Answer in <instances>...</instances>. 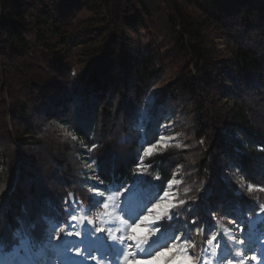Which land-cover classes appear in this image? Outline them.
<instances>
[{
  "label": "trees",
  "instance_id": "obj_1",
  "mask_svg": "<svg viewBox=\"0 0 264 264\" xmlns=\"http://www.w3.org/2000/svg\"><path fill=\"white\" fill-rule=\"evenodd\" d=\"M88 6L104 13L105 26L94 30L103 36L97 47L86 46V38L67 28ZM153 18L167 27L170 58L182 59L185 70L155 96L142 135L139 110L164 62L157 46L130 45L127 32L152 29ZM205 29L220 31L229 42V60L212 56L214 44ZM80 47L82 66L75 72L70 55ZM0 63L5 69L27 64L33 71L22 73L30 95L8 115L15 148L28 144L34 152L16 157L0 152L4 255L18 245L21 222L32 226L29 238L38 245L50 223L71 219L74 203L88 205L89 186L105 189L108 197L114 188L149 183L135 176L140 142H154L168 107L183 100L192 102L197 114L194 131L202 133L204 144L197 171L208 188L198 207L199 193L186 189L180 213L197 207V218L206 225L220 215L236 221L255 212L259 196L238 197L236 184L242 179L264 187V0H0ZM56 123L75 139L58 143ZM0 131V138L10 139L5 125ZM82 155L88 164L99 163L98 173L91 167L94 180ZM176 157L174 151L154 152L144 159L150 176L162 177L155 185L160 193ZM263 230L264 225L256 229Z\"/></svg>",
  "mask_w": 264,
  "mask_h": 264
},
{
  "label": "rangeland",
  "instance_id": "obj_2",
  "mask_svg": "<svg viewBox=\"0 0 264 264\" xmlns=\"http://www.w3.org/2000/svg\"><path fill=\"white\" fill-rule=\"evenodd\" d=\"M261 1L262 0H258V2ZM103 15L104 13L100 12L99 10L92 9L89 6L84 7L74 14V17L68 22L67 28L78 38H81L82 36L83 40L84 38H86V46L97 47L99 43H101L103 36L94 30L96 28H99L100 25L105 26V24L103 23L105 22L103 19ZM151 21V24L153 25L152 29H140L137 33H130L127 31L124 32L125 34L127 32L129 43H131L130 45L138 43L139 46H141V48H143L144 50H150L157 46L158 49L156 50H158V52L162 55L164 62L161 75L150 88L149 93L145 97L144 102L139 110L140 114L139 120L137 122V128L142 135V123H144L148 116L149 108L151 107L155 96L162 89L171 84V82L176 78L181 70H185V62L182 59L170 58V33L168 32L165 24H163V22L158 18H153ZM205 33L208 42L214 44V54H212V56L217 57L218 60H221V58L222 60H229L231 58L230 53L228 52L230 45L229 42L221 35L220 31L205 29ZM82 49L83 47L75 49L70 55L72 71L76 72L78 68H81L82 66L78 61V59L81 57L79 55V52ZM3 66L4 64L0 63V125L6 126L7 131H9L10 133V139L3 137L0 138V152H5L6 156L8 154H12L14 157H16L18 154L30 155L31 152H34V149H30V147L27 148L28 144L25 147H21V149L15 148V146L17 145L16 142L18 143V141L13 139L15 137L12 124L13 121L8 113L12 111L14 106L21 105L23 102H25L28 94L30 95L31 87L24 84L22 73L30 75L33 71L28 70L27 64L17 67L11 66L12 68L7 69H5L6 67ZM41 66H44L43 68H45V65ZM189 69L192 71L193 68L190 66ZM214 70H217V68H215ZM218 72L220 73V70H218ZM34 92H36L35 89ZM33 97L39 98L38 96ZM221 99L219 101H221ZM196 115L197 114H195L193 103L190 101L183 100L179 103L172 104V106L168 107L167 112H165V114L163 115V121L158 128V133L157 137H155V141L150 144L146 143V141L140 142L141 150L139 153L140 158H138L140 167L137 168L139 173H143V176H138L137 180L144 181V179L146 180L148 178L150 182L140 186L130 185L126 188L121 187L125 188V190L119 197L120 212L113 211V209L111 208H109L108 210L112 214L111 218L113 219L109 221L110 218L103 215L104 209L102 207V203L103 200L107 198L106 195H104L103 198L97 197V199L101 201V203L97 206L102 207V209L98 208L96 212H94V208L89 210L88 205L82 203H77L76 205L74 203L71 209V212L73 213L70 214L76 215L78 217L85 216L86 219L84 220L83 224L72 221L71 219L68 220L67 223H50L45 236H43L42 240L38 241V245H45L47 243L48 232L53 225H56V231H59L60 228H64L65 231L61 233V235L65 236L66 239L71 240H76L78 238L75 236L68 237L66 235L68 231H80L81 236L79 237V239H84V234L87 231L91 238L100 236V241L97 243H92L85 239L84 246L86 250L91 252L93 250L99 249L100 253L92 252L91 254H89L83 249V246H80L82 255L77 257L73 253V260L82 261L83 264H96V262L91 261L90 258V255H95L97 256L99 264H118L119 258L116 257V255H118L119 250L113 247L112 252H109L107 243H109L110 241L107 231L96 233V227H103L106 230L111 227L114 232H118L126 236L130 228L135 227V225L140 222L143 216L148 215V208H150L152 204L163 202L161 200V196L164 191L170 192L172 194L171 198L174 199L176 203H178L181 200L185 202L188 200V197L185 195L186 189H192L193 191L195 190L199 193L200 196L197 205L198 207L201 203L202 192L208 187L206 180L200 178L197 171L200 159L204 155V152L200 151V147L203 146L204 148V144L203 138L200 137V134L202 133L200 131H194V127L198 126ZM55 126L58 129L57 132L59 134V137L55 132L54 136H56L58 143L64 144L73 140V137L70 136V134L63 126L57 123L55 124ZM0 134H2L1 131ZM160 136L166 137L164 143L167 144V147L165 148L158 146L156 149H154L153 153H172L174 151V153L177 154L176 166L170 179H175L177 183L172 185L171 187H169L167 183L161 193L155 186L157 180H155L154 177L156 176L151 177V174L148 172L149 168L144 162V159L146 157H143V161L141 162V156L143 155L144 148L151 147L152 144H156ZM26 143H28V141ZM13 148L14 152L11 153ZM81 158H84L82 160V164L85 171H88L90 175L91 167H89L88 161H86L87 159H85L84 155H82ZM90 176V180L95 179L94 175ZM227 181L228 183L235 182L234 179H228ZM238 182L239 183L236 184V194L238 195V197L242 196L243 194L249 193L257 194L259 196V204L255 206V212L252 214L255 215V213L259 211L260 205H264V187L251 186V191H249L250 185L246 184L242 179H238ZM89 187L91 188V186ZM121 188H114V192H120ZM90 192L89 195L91 197L93 195V192ZM182 205H179L175 209L181 219L173 218L171 220H162L158 224L154 225L155 227L159 228V231L155 235L150 237L148 243L145 245V250L147 252H152L154 258L140 259L138 261V264H188V261L178 259V257L180 256L179 252L175 253V255L168 251H165L163 255H156V252L159 251L160 248L170 243L174 239L178 231L187 230L190 227L191 221L193 220L197 222L196 230L190 229L188 231V235L189 237H191V239L187 241V243L195 244V247L189 249L188 251L194 257H201L199 264H221V258L219 255L216 257H213L211 255V247L215 245L208 246L207 239L211 238L212 235H216L217 239H222L224 243H231L228 241L229 236L236 237L237 239L240 237V223H244L243 226L245 228V231L249 232L257 239V246L264 244V230L256 231L258 226L264 225V214H261V217H254L253 221L251 222L248 221L250 215L240 217L236 221H234L230 217H223L220 215L218 217H215L213 223L203 225L202 222L200 223L199 219L197 218L195 212V209L197 207L191 208L192 210L189 208V215H186L180 213L179 211ZM154 215L155 213H153V216ZM173 216L175 217L176 214L173 213ZM120 219H125L126 222L122 224L120 223ZM88 220H91L93 223L89 225L87 223ZM103 224L110 225L108 227H105L103 226ZM146 227L147 224L136 228L135 234L137 235V237L143 239L145 235H148V233L145 232ZM52 235L54 236L55 232H53ZM21 238L22 237H20L19 239L18 245L12 248V252L17 247H19ZM28 239L29 243H32L30 238ZM53 242L56 243L57 241L53 240ZM70 243H76V241H70ZM241 247L242 246L240 245H235L234 247H232L223 258V264H227L228 259H232V264H239L240 261H243V264H259V257L256 261H252L251 259H249L251 255L256 254L255 252H242L240 256H236V251ZM35 251L40 252L41 247L38 246ZM11 253L9 255L0 256V264H13L14 258L12 257ZM169 257H171V259H169ZM43 258H50L52 260V264H61L62 259L57 258L55 255H51L49 257L48 253H45ZM133 259L135 260L136 258L133 257Z\"/></svg>",
  "mask_w": 264,
  "mask_h": 264
},
{
  "label": "snow or ice",
  "instance_id": "obj_3",
  "mask_svg": "<svg viewBox=\"0 0 264 264\" xmlns=\"http://www.w3.org/2000/svg\"><path fill=\"white\" fill-rule=\"evenodd\" d=\"M75 139V137H73ZM166 137L160 136L157 140L156 144H152L151 147L144 148L143 155L141 156V162L143 161V157H148L153 154L154 149L159 147H167V144L164 143ZM146 143H150V141H146ZM95 147V145H93ZM91 151V149H90ZM95 166V170L99 172V163L98 161L92 160L89 163V167ZM136 167H140V163H137ZM135 176H143V173H136ZM161 176L154 177L155 180L161 179ZM169 187L176 184L177 181L175 179L169 180ZM127 187V186H126ZM125 187V188H126ZM125 188H121L120 192H115L112 195L108 196L105 200H103L102 207L104 209L103 215L111 218L112 214L108 211L109 208L113 209V211L120 212V201L119 197L121 193L125 190ZM3 189H0L2 192ZM90 191L93 192V195L89 198L88 209L91 210L95 208L98 204L101 203L97 197L103 198L105 189L98 187L97 185H92ZM249 191H251V185L249 186ZM172 194L168 191H164L161 196V203L152 204L150 208H148V215L143 216L138 224L135 227H132L128 230V234L125 236L118 232H114L111 227L107 230L103 227H96L95 232L101 233L107 231L109 243H107V248L109 252H112L113 247L119 250L118 255L116 257L119 258L118 264H138L140 259L154 258L152 252H147L145 250V245L148 243L150 237L155 235L159 228L154 225L158 224L162 220H171L173 218L181 219V217L177 214L175 209L185 203V201L181 200L178 203L171 198ZM195 201V197L192 198ZM153 213L155 215L153 216ZM173 213L176 216H173ZM261 214H264V205H260L259 211L255 213V215L249 216V222L253 221L254 217H261ZM85 216H76L71 215V220L76 221L77 223L83 224ZM125 219H120V223H125ZM59 223V222H57ZM87 223L91 225L93 222L88 220ZM196 221H191L190 227L187 230L178 231L174 237V239L168 243L166 246L160 248L159 251L156 252V255H163L165 251L173 253L179 252L180 256L178 259L188 261V264H199L201 257H194L188 250L195 247V244L187 243L191 239L188 235V231L196 230ZM147 224L145 228V232L148 235H145L143 239L137 237L135 234L136 228L141 227L142 225ZM244 223H240V237L237 239L236 237L229 236L228 241L231 243H224L222 239H217L216 235H212L211 238L207 239V245L213 246L211 247V255L213 257L220 256L221 264H223V258L227 254V252L234 247L235 245L242 246L235 253L236 256H240L242 252H255L249 257L252 261H256L259 257V264H264V244L257 246V239L251 235L249 232L245 231L243 226ZM249 224V223H248ZM22 228L21 230L16 231L15 235L18 237H22L20 240V245L17 247L12 253V257L14 258L13 264H52V260L44 259L45 253H48L49 257L51 255H55L57 258L61 259V264H83L82 261L76 260L74 261L72 258V254L79 257L82 255V250L80 246H83V249L91 254L92 252L100 253L99 249L93 250L91 252L87 251L84 246V241L87 239L92 243H97L100 241V236H96L95 238H91L86 231L84 234V239H79L81 236L80 231H68L66 235L68 237L75 236L78 239L71 240L66 239L65 236H62L61 233L65 231L64 228H60L59 231H56V225H53L48 232L47 243L45 245H37L35 242L29 243V237H31L32 226L24 227L23 222H21ZM250 225V224H249ZM251 226V225H250ZM55 232L53 236L52 233ZM53 240L57 241L56 243ZM70 241H76V243H70ZM67 242V243H66ZM3 245V237L0 235V246ZM41 247L40 252H36L35 249L37 247ZM134 249V251H133ZM4 255V248L0 247V256ZM101 255V254H100ZM111 257V256H110ZM133 257L136 259L134 260ZM91 261L99 264L97 256L90 255ZM171 259V257H169ZM234 259V257H233ZM227 264H232V259H228ZM239 264H243V261H240Z\"/></svg>",
  "mask_w": 264,
  "mask_h": 264
}]
</instances>
